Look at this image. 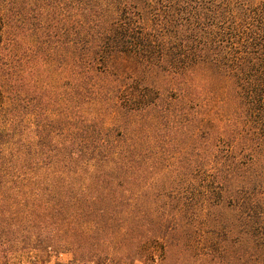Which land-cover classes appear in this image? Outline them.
<instances>
[{"label":"trees","instance_id":"obj_1","mask_svg":"<svg viewBox=\"0 0 264 264\" xmlns=\"http://www.w3.org/2000/svg\"><path fill=\"white\" fill-rule=\"evenodd\" d=\"M66 251L264 264V0H0V264Z\"/></svg>","mask_w":264,"mask_h":264},{"label":"rangeland","instance_id":"obj_2","mask_svg":"<svg viewBox=\"0 0 264 264\" xmlns=\"http://www.w3.org/2000/svg\"><path fill=\"white\" fill-rule=\"evenodd\" d=\"M71 258H72L71 253L66 251V252H61L58 255L52 256L48 260L47 259L44 260L42 258H29L26 256H17L13 258L11 261H9L8 264H71L72 263ZM125 264H165V263L162 260L157 259L154 262L143 263L141 261L135 260L131 263H125ZM168 264H173V263H168Z\"/></svg>","mask_w":264,"mask_h":264}]
</instances>
